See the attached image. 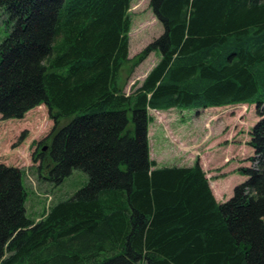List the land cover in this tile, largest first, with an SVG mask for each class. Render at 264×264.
I'll list each match as a JSON object with an SVG mask.
<instances>
[{
	"label": "trees",
	"instance_id": "trees-1",
	"mask_svg": "<svg viewBox=\"0 0 264 264\" xmlns=\"http://www.w3.org/2000/svg\"><path fill=\"white\" fill-rule=\"evenodd\" d=\"M132 1L0 0L1 120L45 106L55 125L45 179L89 177L36 222L22 170L0 159V264H264V0H150L164 31L133 61ZM157 52L144 82L121 90L122 69ZM236 105L255 106L259 121L251 165L238 169L247 180L226 202L199 160L151 159L150 111Z\"/></svg>",
	"mask_w": 264,
	"mask_h": 264
},
{
	"label": "rangeland",
	"instance_id": "rangeland-1",
	"mask_svg": "<svg viewBox=\"0 0 264 264\" xmlns=\"http://www.w3.org/2000/svg\"><path fill=\"white\" fill-rule=\"evenodd\" d=\"M149 4L150 0H133L131 4L129 58L132 61L164 31ZM9 33L5 13L0 10V45ZM160 60L161 55L157 52L138 67L135 63L128 64L118 78L119 88L130 94ZM149 114L152 118L149 127L152 160L158 167H191L199 160L212 185L213 182L220 185L223 201L229 200L234 188L247 180L238 169L249 167L248 159L254 155L248 142L251 129L259 121L255 106L236 105L200 111L173 109L150 111ZM67 122L62 120L60 127ZM54 126L45 106L30 111L22 120L2 121L0 118L1 162L22 170L28 195L27 216L36 222L54 204L71 198L89 181L88 175L81 170H73L58 186L45 179L53 167L47 149L44 162L36 161L34 157L49 148Z\"/></svg>",
	"mask_w": 264,
	"mask_h": 264
},
{
	"label": "crops",
	"instance_id": "crops-1",
	"mask_svg": "<svg viewBox=\"0 0 264 264\" xmlns=\"http://www.w3.org/2000/svg\"><path fill=\"white\" fill-rule=\"evenodd\" d=\"M167 129L170 131L169 126L167 127ZM179 131H181V130H179ZM149 145H150V155H151V159H153V158H152L153 153H152V151H151L152 148H151L150 129H149ZM169 167H170V166H169ZM210 187H211V190H212V192H213V195H214V197H215V199H216V201H217L218 203L226 202V201H223V199H222L223 195L221 194V191H220V185H219L218 183L213 182V185H212V183L210 182Z\"/></svg>",
	"mask_w": 264,
	"mask_h": 264
},
{
	"label": "water",
	"instance_id": "water-1",
	"mask_svg": "<svg viewBox=\"0 0 264 264\" xmlns=\"http://www.w3.org/2000/svg\"><path fill=\"white\" fill-rule=\"evenodd\" d=\"M47 148H44V150H46Z\"/></svg>",
	"mask_w": 264,
	"mask_h": 264
},
{
	"label": "bare ground",
	"instance_id": "bare-ground-1",
	"mask_svg": "<svg viewBox=\"0 0 264 264\" xmlns=\"http://www.w3.org/2000/svg\"><path fill=\"white\" fill-rule=\"evenodd\" d=\"M208 179V178H207ZM209 180V179H208ZM209 183H210V181H209Z\"/></svg>",
	"mask_w": 264,
	"mask_h": 264
}]
</instances>
